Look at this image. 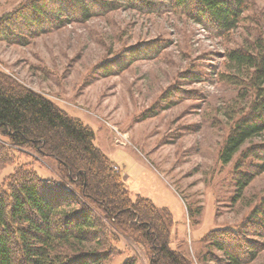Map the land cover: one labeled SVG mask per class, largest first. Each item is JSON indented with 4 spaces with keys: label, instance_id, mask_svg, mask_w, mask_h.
<instances>
[{
    "label": "rangeland",
    "instance_id": "obj_1",
    "mask_svg": "<svg viewBox=\"0 0 264 264\" xmlns=\"http://www.w3.org/2000/svg\"><path fill=\"white\" fill-rule=\"evenodd\" d=\"M25 1L0 0V17ZM263 29L264 0H247L242 21L224 37L172 14L121 8L27 37L23 46L0 41V74L89 127L131 199L146 198L169 211L170 247L191 264H226L206 238L227 229L254 233L245 234L257 244L256 257L243 264H264V216L251 219L264 200V171L234 200L236 166L245 150L226 165L219 161L230 117L245 106L240 90L220 79L224 55L247 46ZM154 40L165 47L153 58L130 60L125 54ZM118 58L127 66L105 73L104 65ZM263 143L264 135L246 147ZM13 153L15 165L0 162V188L24 164L45 180L57 179L54 159L24 149ZM248 161L241 163L242 171ZM114 246L115 255L104 264H122L129 257L148 264L146 251L129 238Z\"/></svg>",
    "mask_w": 264,
    "mask_h": 264
},
{
    "label": "trees",
    "instance_id": "obj_2",
    "mask_svg": "<svg viewBox=\"0 0 264 264\" xmlns=\"http://www.w3.org/2000/svg\"><path fill=\"white\" fill-rule=\"evenodd\" d=\"M121 8L145 15L172 14L224 37L242 21L247 0H28L0 17V41L23 46L27 37ZM164 47L159 40L141 42L125 54L130 60L148 59ZM224 58L228 72H221L220 79L240 90L245 104L238 116L230 117L233 124L219 153L226 165L245 150L236 166V200L264 171V143L246 147L264 135V29L247 46L228 50ZM126 66L118 58L103 70L119 73ZM94 140V132L80 120L0 74V162L15 165L14 149L57 162V179L45 180L24 164L0 188V264H104L115 255L114 244L122 237L143 247L148 264H191L170 247L169 211L146 198L131 199L120 171L115 172ZM248 159V169L242 171L241 163ZM262 215L264 200L251 219ZM260 226L264 229V223ZM245 230H213L206 240L226 264H243L255 259L257 245L246 238L245 233L252 232ZM122 264H137V259L129 257Z\"/></svg>",
    "mask_w": 264,
    "mask_h": 264
}]
</instances>
